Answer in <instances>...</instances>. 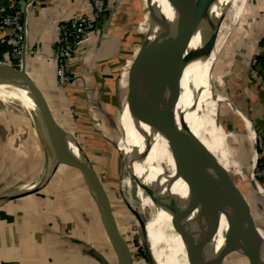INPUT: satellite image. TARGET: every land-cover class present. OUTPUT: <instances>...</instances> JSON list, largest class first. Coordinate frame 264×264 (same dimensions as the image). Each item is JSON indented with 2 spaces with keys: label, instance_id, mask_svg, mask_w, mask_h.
Returning a JSON list of instances; mask_svg holds the SVG:
<instances>
[{
  "label": "crops",
  "instance_id": "crops-1",
  "mask_svg": "<svg viewBox=\"0 0 264 264\" xmlns=\"http://www.w3.org/2000/svg\"><path fill=\"white\" fill-rule=\"evenodd\" d=\"M254 2L244 31L227 43L215 69L218 73L219 68L217 93L226 99L222 108L233 115L228 131L246 152L241 165L234 164V184L248 199L253 224L264 237V190L255 187L251 174L255 156L260 157L258 147H264V0ZM15 10L23 11L27 72L60 125L78 132L80 123L89 117L86 99L98 105L100 115L107 111L109 117H105L115 119L124 87L123 63L136 45L131 36L136 17L129 11L109 15L84 45L83 56L69 62V74L78 79L61 87L54 57L56 44L64 25L76 16L93 14L90 0H0V13ZM160 18L158 12L156 31L147 40L151 50ZM13 46L12 30L0 25L3 63L14 62ZM130 79H135L134 73ZM126 80L128 84V76ZM22 135L25 139L19 143ZM45 154L43 140L30 119L0 101V197L40 173ZM36 187L38 195L13 196L0 203V264H116L99 208L79 169L57 165Z\"/></svg>",
  "mask_w": 264,
  "mask_h": 264
},
{
  "label": "bare ground",
  "instance_id": "bare-ground-1",
  "mask_svg": "<svg viewBox=\"0 0 264 264\" xmlns=\"http://www.w3.org/2000/svg\"><path fill=\"white\" fill-rule=\"evenodd\" d=\"M195 1L198 5L197 10L204 9L210 2V0ZM247 1L218 0L212 4L208 20H202L188 28L177 54L175 71L182 98V115H184L187 124L204 146V152L190 174L192 186L197 191L211 192L214 181L225 176L230 178L234 174V163L227 148V134L218 122L220 107L217 101L218 97L223 99V96L212 87L213 74L211 73V67L217 60L215 51L217 49L223 51L225 48L224 43L231 32V27L241 20ZM159 13H161L160 25L151 58L143 72L131 81L133 93L145 84L149 78L152 54L155 53L165 28L162 19L166 18L170 22L176 21V13L166 0H162ZM211 16L215 18L212 24L209 20ZM229 21L232 22L231 25ZM207 47L210 49V53L206 50ZM0 101L31 121L35 119L33 110L36 111L37 109L28 89L12 84L2 76H0ZM149 107H152L155 118V130L144 124V117L140 122L134 120L128 111L127 103L121 116L122 131L135 156L136 153L145 151L146 147L149 150L148 156L144 159H138L136 156L141 168L143 170L148 168L146 177L149 186L144 194L142 208L147 209L145 221L149 259L151 264H191L190 236L187 234L186 226L156 199L150 188V186L156 184H162V187L169 184L171 192L182 200L183 205L187 204L190 193L185 181L178 177L177 163L174 157L176 156L179 159L190 147L182 138L178 126L174 122L173 114L176 110L164 96L158 97ZM44 140L47 156L45 157L43 171L38 173L31 181L21 183L11 189L16 190L15 195L4 193L0 197V203L21 194L22 187L26 184L54 171L59 158L51 161V158H54L53 141L48 137H44ZM58 148L65 152L60 146ZM71 149L78 155V151L73 144ZM252 181L255 187L259 188L253 178ZM226 190L229 191L228 182ZM204 219L213 230L208 247L209 254H213L218 238L220 244L216 251L226 245L228 225L224 218L217 220L211 216H205ZM192 227L195 228V226ZM258 243L264 253V240L258 239Z\"/></svg>",
  "mask_w": 264,
  "mask_h": 264
},
{
  "label": "water",
  "instance_id": "water-1",
  "mask_svg": "<svg viewBox=\"0 0 264 264\" xmlns=\"http://www.w3.org/2000/svg\"><path fill=\"white\" fill-rule=\"evenodd\" d=\"M166 1L176 13V21L170 22L166 18L162 19L165 28L157 49L152 54L149 78L145 84L133 93L130 75H128L129 93L126 103L131 117L138 122L142 120L150 104L160 96H164L176 110L173 114L174 122L190 149L186 150L179 159L175 156L174 160L177 163L178 177H181L187 184L190 199L187 204L183 205L182 200L171 192L169 184L165 187H162V184H156L150 186V188L156 199L186 226L187 234L190 236L191 264H224L226 257L234 252L244 255L248 264H264V253L258 243V239L264 240V237L256 231L248 199L235 186L233 176L231 175L230 178L225 176L214 181L211 192L195 190L190 178L192 169L204 152V146L187 124L184 115H182V98L175 71L176 58L188 28L197 24V22L208 20L212 4L218 0H210L209 5L201 10H197L198 5L195 0ZM147 4L150 10V19L155 22L158 16L156 15L157 9L152 0H148ZM209 20L212 24L215 18L211 16ZM146 41L147 39L143 42L133 60L129 73L134 69L141 52L144 50ZM206 50H208V47ZM143 62L144 59L141 60V63ZM0 76L14 85L28 89L29 95L36 105L35 115L43 132L54 143L68 152V155L58 159L57 165L67 164L80 170L90 194L99 208L102 223L114 249L117 263L134 264L130 247L119 229L109 196L101 179L84 148L54 117L43 94L27 72L26 60L23 61L20 69L11 64L0 63ZM72 144L76 147L78 155L72 151ZM148 154L149 150L146 147L145 151L136 153V156L138 159H144ZM227 182L229 183V191L226 190ZM38 188L34 187L14 198L31 194ZM129 208L139 221L142 234L147 235L146 221L130 205ZM205 216H211L217 220L224 218L228 225L226 245L213 254H209L208 250L213 230L204 219ZM192 226H195V228ZM147 261L148 264H151L149 261V247Z\"/></svg>",
  "mask_w": 264,
  "mask_h": 264
},
{
  "label": "rangeland",
  "instance_id": "rangeland-1",
  "mask_svg": "<svg viewBox=\"0 0 264 264\" xmlns=\"http://www.w3.org/2000/svg\"><path fill=\"white\" fill-rule=\"evenodd\" d=\"M254 1L255 0H248L246 2L242 18L237 24H234L231 27V32L228 34V38L224 43L225 46L228 45L229 41L234 38L239 32L244 31L245 28L243 27L249 22L248 15L251 13V7H254L256 4V2ZM147 3L148 0H113V4H111L109 0V13L107 18H109V15H113L112 17H114L116 13L129 11L130 13L128 14L131 15V17H136L137 20V24L133 25L134 30H132L131 32V36L133 37L132 41H136V45L133 46L134 49L127 60L128 62L126 61L123 63L122 72L125 73V77H123L122 79L124 87L120 97L118 98V108L115 110V119H108L107 117L109 116L107 115L108 112L106 110L105 116L107 117L102 114L100 115L98 105L95 102L86 99V111L89 117L84 118V120L80 123L78 132L73 133L71 131H68L84 148L94 169L102 180L110 201L112 202V208L115 212V215L121 218V222L119 221V218H117L116 220L121 223L119 229L130 247L135 264H148V261L143 258H147L148 254V235L142 234L140 223L129 208V205L133 210L138 211L142 218L146 220L147 209H143L142 204L144 194L147 192V187L149 186L148 179L146 177L148 168L144 170L141 168L137 157L131 150L129 143L127 142L122 131L121 116L122 110L124 109V106L127 102V76L130 75L131 77L133 73L135 76L141 74L151 58V44H149V41H146L147 43L144 47V50L141 52V55L137 60L134 69L129 73V69L137 53L139 52L143 41H145L146 39L148 40V37L152 38L156 31V21L152 22V20L150 19V10ZM152 3L156 7V15H158V12L161 9L162 0H152ZM104 23L105 20L101 23L100 28H102ZM230 23L232 22L229 21V24ZM217 50L215 51L217 60L211 67V73L213 74L212 87H214L216 91L220 92L218 90L220 88L216 87V82L219 78V68L217 69L218 73H216L215 67L217 65V62L219 64L221 63L219 62V58L221 57L223 51H221L220 49ZM207 51L210 53L209 48ZM142 59H144L143 63H141ZM224 101H226L224 97L223 99H220L218 97L217 103L220 107L219 109V107L217 106L219 109L218 122L221 125L223 131L227 134V148L233 163L235 165L236 163L241 165V162L243 161L240 160H242L246 152L244 150V146L240 145L238 142H235V139L231 137V135L233 134L229 133L228 131V125L233 122V115L228 114L229 110L227 108H222L226 104ZM223 109L225 110V113H222ZM105 111L103 109L102 113H104ZM33 114L35 119L30 121L34 126L36 132L41 136L43 144L45 145L44 137H47V135L43 132L34 110ZM26 119L28 118L26 117ZM154 120L155 118L153 115L152 107H148L144 116V124L147 127L155 130ZM24 139L25 138L22 135L21 139L18 142L21 143L22 141H24ZM121 149L124 150L125 154H123ZM21 150L22 148H20V151ZM46 156L47 153L45 154V157ZM43 160L44 159L42 156L41 162ZM51 161H54V158H51ZM149 166L151 167L152 165L150 164ZM255 167L256 162L254 161L251 174L252 178L257 183L258 180L253 176ZM31 180L29 179V181ZM45 180L43 182H45ZM6 193L15 195V193L17 192L16 190H11ZM219 244L220 239L218 238L216 247H214V253ZM109 247L111 249V255L116 256L111 244ZM115 262L117 264V258ZM227 264H248V262L244 255L238 252H234L230 254Z\"/></svg>",
  "mask_w": 264,
  "mask_h": 264
},
{
  "label": "built area",
  "instance_id": "built-area-1",
  "mask_svg": "<svg viewBox=\"0 0 264 264\" xmlns=\"http://www.w3.org/2000/svg\"><path fill=\"white\" fill-rule=\"evenodd\" d=\"M93 14L79 15L68 22L61 30L60 37L56 44L54 53L57 62V79L61 87H66L75 80L76 76H72L68 72L69 62L75 58L83 56L82 49L91 37L96 35L100 25L104 20L108 19L109 0H90ZM0 25L8 27L12 30L14 38V46L12 48V57L14 62L11 64L17 69L23 65V61L27 58L25 48V25L23 22V11L15 10L12 13L2 11L0 13ZM0 57V63H2ZM259 156L256 158V167L254 177L258 180L255 184L264 189V162L259 165ZM254 180V179H253Z\"/></svg>",
  "mask_w": 264,
  "mask_h": 264
},
{
  "label": "trees",
  "instance_id": "trees-1",
  "mask_svg": "<svg viewBox=\"0 0 264 264\" xmlns=\"http://www.w3.org/2000/svg\"><path fill=\"white\" fill-rule=\"evenodd\" d=\"M144 42V41H143ZM143 44V43H142ZM142 46V45H141ZM141 48V47H140ZM140 50V49H139ZM260 60V59H259ZM145 69V68H144ZM143 72V71H142ZM140 75V74H139ZM138 76V75H137ZM134 78H136V76L134 75ZM151 129V128H150ZM153 130V129H152ZM52 150H53V155H54V159H58V158H60V157H62V154H65V155H68V153L65 151H62L61 149H59L58 148V146H57V144L56 143H54L53 142V145H52ZM122 150V149H121ZM123 151V154H125L124 153V150H122ZM64 152V153H63ZM258 152H259V154H260V158H259V165H261L263 162H264V155H263V152H264V147L263 148H260V147H258ZM57 166V165H56ZM41 171H43V169L41 170ZM40 171V172H41ZM53 173V172H52ZM52 173H48V174H46V175H44V176H42V177H40V178H38L37 180H40V179H43V180H41V181H39L38 183H35V184H32V185H30L31 183H29V184H26L24 187H22L21 189H22V193L21 194H23V193H25V192H27V191H29V190H31V189H33L34 187H36L37 185H39V184H41L47 177H49ZM36 181V180H35ZM34 182V181H33ZM20 194V195H21ZM31 194H34V195H38L39 194V191H38V189L36 190V191H34V192H32ZM31 194H29V195H31ZM109 201H110V198H109ZM110 204H111V207H112V202L110 201ZM143 209H145V208H143ZM112 210H113V208H112ZM113 212H114V210H113ZM114 215H115V212H114ZM119 220L121 221V218H119ZM119 227H120V225H119ZM106 232V231H105ZM107 235V234H106ZM108 237V236H107ZM108 240H109V238H108ZM109 242H110V240H109ZM111 244V243H110ZM112 246V245H111ZM113 248V247H112ZM114 250V249H113ZM138 252H140V251H138ZM115 253V252H114ZM142 256H143V254H142ZM144 259H146V261H147V258L146 257H143ZM134 261V260H133ZM135 264V263H134Z\"/></svg>",
  "mask_w": 264,
  "mask_h": 264
}]
</instances>
